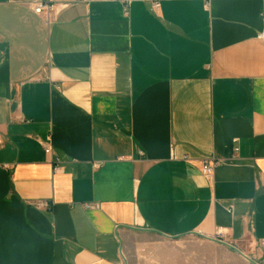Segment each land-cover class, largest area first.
Returning <instances> with one entry per match:
<instances>
[{"label":"crops","instance_id":"1","mask_svg":"<svg viewBox=\"0 0 264 264\" xmlns=\"http://www.w3.org/2000/svg\"><path fill=\"white\" fill-rule=\"evenodd\" d=\"M37 1L0 0V264H126L140 236L257 259L264 0Z\"/></svg>","mask_w":264,"mask_h":264},{"label":"rangeland","instance_id":"2","mask_svg":"<svg viewBox=\"0 0 264 264\" xmlns=\"http://www.w3.org/2000/svg\"><path fill=\"white\" fill-rule=\"evenodd\" d=\"M135 240L125 251L126 264H264V250L253 259L234 246L239 252L194 236L178 239L140 236Z\"/></svg>","mask_w":264,"mask_h":264},{"label":"built area","instance_id":"3","mask_svg":"<svg viewBox=\"0 0 264 264\" xmlns=\"http://www.w3.org/2000/svg\"><path fill=\"white\" fill-rule=\"evenodd\" d=\"M84 1V0H82ZM123 3H127L129 0H118ZM152 10H157L160 7V0H149ZM54 8L53 0H39L33 4V11L35 14H46L47 18H49L51 12ZM257 38L264 43V31L258 34ZM235 152L238 151V148L234 149ZM44 152L46 155H52V149L50 146H46L44 148ZM221 164L219 160H204L201 165L202 174L208 178H210L213 174L214 169ZM224 232L217 231L215 235V239L221 241L224 236Z\"/></svg>","mask_w":264,"mask_h":264},{"label":"water","instance_id":"4","mask_svg":"<svg viewBox=\"0 0 264 264\" xmlns=\"http://www.w3.org/2000/svg\"><path fill=\"white\" fill-rule=\"evenodd\" d=\"M220 244H223V245L231 248L232 250H235L236 252H239L237 249H235L234 247L230 246L229 244H225V243H220Z\"/></svg>","mask_w":264,"mask_h":264}]
</instances>
